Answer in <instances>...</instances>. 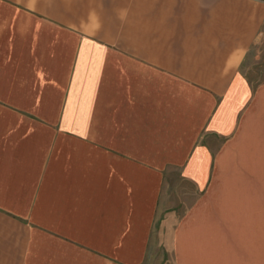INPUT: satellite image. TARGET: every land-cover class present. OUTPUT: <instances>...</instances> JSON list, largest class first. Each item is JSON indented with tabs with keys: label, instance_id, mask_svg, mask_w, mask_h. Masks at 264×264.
<instances>
[{
	"label": "crops",
	"instance_id": "obj_1",
	"mask_svg": "<svg viewBox=\"0 0 264 264\" xmlns=\"http://www.w3.org/2000/svg\"><path fill=\"white\" fill-rule=\"evenodd\" d=\"M263 41L264 0H0V264H151L172 180L176 263L231 264L195 219L233 200Z\"/></svg>",
	"mask_w": 264,
	"mask_h": 264
},
{
	"label": "rangeland",
	"instance_id": "obj_2",
	"mask_svg": "<svg viewBox=\"0 0 264 264\" xmlns=\"http://www.w3.org/2000/svg\"><path fill=\"white\" fill-rule=\"evenodd\" d=\"M244 68L253 85L264 82V41L253 48ZM246 128L242 143L227 154L220 171L224 182V178L229 179L230 188L223 189L226 194L230 191L233 200L216 202L215 193L214 201L200 206L195 221L213 226L215 232L196 236L213 242L215 251L230 253L231 264H264V100L249 117ZM170 182L153 233L151 264H177L175 231L201 193L178 180ZM223 189L217 186L216 190L224 193ZM208 210L214 216H204Z\"/></svg>",
	"mask_w": 264,
	"mask_h": 264
}]
</instances>
